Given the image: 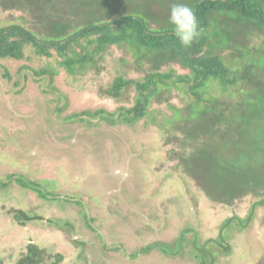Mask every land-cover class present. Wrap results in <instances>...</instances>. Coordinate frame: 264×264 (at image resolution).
I'll list each match as a JSON object with an SVG mask.
<instances>
[{"label":"rangeland","instance_id":"1","mask_svg":"<svg viewBox=\"0 0 264 264\" xmlns=\"http://www.w3.org/2000/svg\"><path fill=\"white\" fill-rule=\"evenodd\" d=\"M154 1L135 0L117 15L144 14L150 25L164 28L175 0ZM256 1L264 5V0ZM23 15L0 6V24L17 23ZM257 42L263 43L264 36ZM216 52L236 54L227 45ZM0 64L16 74L27 62ZM29 64L39 67L45 62L33 57ZM260 64L263 71L264 55ZM148 67L141 68L126 48L115 46L97 69L76 78L61 72L56 89L49 92L29 80L20 94L14 93L15 80L5 79L0 68V181L7 183L9 175L20 174L61 198L46 201L15 184L0 187V264H14L30 243L62 254L60 264H197L186 255L168 257L156 251L132 258L149 244L172 242L186 228L198 232L202 242L224 234L228 249L209 247L216 253L214 264H264V207L253 209L259 198L245 196L233 206L209 199L173 167L158 128L147 120L134 126L105 121L89 126L84 117L69 119L86 110L113 113L121 105L130 106L109 99L105 90L118 76L141 80ZM168 67L186 73L178 64L161 71ZM165 96L167 101L156 108L167 111L169 105L183 107L188 102L176 90ZM14 210L42 219L23 226L9 214ZM251 212L252 220L241 231L220 230L228 218L244 220ZM48 220L59 227L69 222L71 229Z\"/></svg>","mask_w":264,"mask_h":264},{"label":"trees","instance_id":"2","mask_svg":"<svg viewBox=\"0 0 264 264\" xmlns=\"http://www.w3.org/2000/svg\"><path fill=\"white\" fill-rule=\"evenodd\" d=\"M134 1L0 0V6L8 11L25 12L17 23L0 24V63L27 62L16 74L0 64L2 76L10 82L15 80L16 94L24 91L29 80L47 87L45 92H49L56 89L54 83L61 72L76 78L97 69L112 47L126 48L141 68L148 64V70L141 80L116 77L105 94L130 106L121 105L113 113L86 110L69 119L84 117L89 126H98L99 121L111 126H134L147 120L158 128L173 167L183 171L209 199L233 206L252 195L259 198L253 209L264 207V70L260 67L264 42H257L264 36L263 2H189L198 18L200 35L184 47L173 35L168 19L162 28L150 25L144 14L117 15L122 6ZM226 45L236 54L216 52ZM33 57L45 64L30 65ZM170 64L180 65L186 73L178 74L171 67L161 71ZM173 90L187 96V104L169 105L167 111L156 108L167 101L165 92ZM11 184L46 201L61 199L46 193L41 183L20 174L9 175L7 183L0 181V187ZM9 214L23 226L42 219L25 210ZM253 216L251 212L244 220L238 216L228 218L220 230L241 231ZM83 220L91 228L87 214H83ZM48 221L59 227L57 222ZM59 228L70 230L71 223ZM191 232L193 236L189 237ZM213 245L228 249L224 234L202 242L198 232L186 228L172 242L149 244L132 258L156 251L168 257L186 255L197 264H214L216 253L209 248ZM63 258L62 254L49 253L30 243L14 264H60Z\"/></svg>","mask_w":264,"mask_h":264},{"label":"clouds","instance_id":"3","mask_svg":"<svg viewBox=\"0 0 264 264\" xmlns=\"http://www.w3.org/2000/svg\"><path fill=\"white\" fill-rule=\"evenodd\" d=\"M172 33L179 43L190 46L200 35V26L194 10L183 0H175L171 4L168 16Z\"/></svg>","mask_w":264,"mask_h":264}]
</instances>
